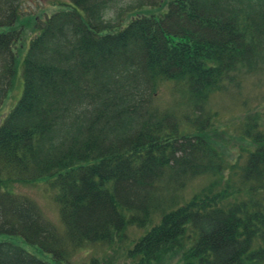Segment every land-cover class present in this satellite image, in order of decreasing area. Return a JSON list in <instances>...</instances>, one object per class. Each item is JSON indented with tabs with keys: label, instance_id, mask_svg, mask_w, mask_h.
<instances>
[{
	"label": "trees",
	"instance_id": "1",
	"mask_svg": "<svg viewBox=\"0 0 264 264\" xmlns=\"http://www.w3.org/2000/svg\"><path fill=\"white\" fill-rule=\"evenodd\" d=\"M24 1L0 0V103L32 32L0 123V264H69L95 243L112 246L101 264H264V120L246 112L225 163L209 109L241 74L264 72V0H50L43 16ZM165 83L177 99L163 109ZM187 173L212 177L186 201L161 193ZM41 180L64 232L12 189ZM131 225L145 230L130 240Z\"/></svg>",
	"mask_w": 264,
	"mask_h": 264
},
{
	"label": "rangeland",
	"instance_id": "2",
	"mask_svg": "<svg viewBox=\"0 0 264 264\" xmlns=\"http://www.w3.org/2000/svg\"><path fill=\"white\" fill-rule=\"evenodd\" d=\"M49 1L50 0H25L23 8L27 9L28 12H39L40 8H43V16L44 13L49 14L53 10ZM157 1L158 0H144L143 6L149 9L157 8ZM123 9L124 8L118 9L120 10L118 12H122ZM126 13L128 12L123 11L119 14V20L123 18L127 20L129 18V13ZM109 16L110 14L105 15V19H108ZM30 31V29H27L26 32L23 33L17 45L15 71L11 80V86L7 91V95L0 103V123L15 106L22 93V64L28 50V34L32 33ZM240 76V79L237 78V81H239L236 82L231 89L227 90L228 92L214 94L209 102L211 113L213 111L217 113L216 117L213 118V122L214 127L217 129L216 133L218 132L217 141H219L220 146H223V151L225 152V163L236 160L240 145L243 143L241 139V127L245 120L246 112L259 113L262 120H264V72H252L243 77L242 74ZM176 99L177 96L172 92L169 84L165 83L160 86L156 98V103L159 105L158 107L163 109L172 107ZM178 146L181 147L180 144L176 147ZM211 177L212 176L208 175L191 176L187 173L180 177L178 181L175 177L170 181L164 179L161 183V193L166 194L167 197L186 201L190 199L196 191L205 186ZM12 189L17 193L27 196L35 203L45 220L50 222L60 232H64L62 230L63 224L60 219L59 209L53 198L55 191L48 183L41 180L33 184H14L12 185ZM144 230V228L142 229L131 225L127 229L128 238L130 240L136 239ZM2 237L10 238L8 236ZM13 241L37 257L51 262L52 258L50 254L40 252L35 246L28 244L20 237H14ZM126 243L129 244L128 241H125L122 243V247L127 246ZM112 255V246L102 243L90 244L76 250L71 255L69 264H94L93 259L95 258H98L100 260L99 264H101L102 260ZM123 262L119 261L117 264H123ZM113 264H115L114 261Z\"/></svg>",
	"mask_w": 264,
	"mask_h": 264
}]
</instances>
